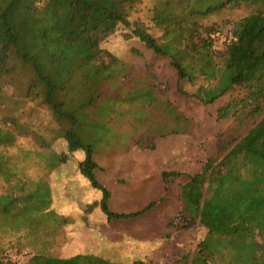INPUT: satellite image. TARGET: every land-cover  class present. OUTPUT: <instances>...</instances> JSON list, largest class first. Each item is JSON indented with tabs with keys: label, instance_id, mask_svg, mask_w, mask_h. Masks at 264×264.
<instances>
[{
	"label": "trees",
	"instance_id": "obj_1",
	"mask_svg": "<svg viewBox=\"0 0 264 264\" xmlns=\"http://www.w3.org/2000/svg\"><path fill=\"white\" fill-rule=\"evenodd\" d=\"M143 2L0 0V92L8 75L29 70L28 94L45 103L57 123L52 139H62L67 146V152L54 160L63 163L69 155H82L78 172L101 192L99 201L90 205L99 206L109 221L136 218L156 201L137 212L113 211L111 191L97 178L102 168L95 156L117 143L125 146L126 140L142 144L148 139L147 148L154 149L156 138L191 130V121L157 91L148 75L128 86L131 66L102 47L120 28L127 38L140 39L157 57L169 60L179 94L204 106L218 105L217 119L230 120L217 134L226 141L228 151L208 160L184 189L186 202L195 201L196 208L185 207L170 223L177 230L191 229L201 215L200 223L207 228L192 255H184L182 261L264 264V0H155L150 25L131 20ZM241 8L247 13L233 22L230 34L234 39L227 38L217 51L215 35L220 29L217 22L209 21ZM156 109L164 114L160 123L149 116ZM132 117L134 125H130ZM169 119L170 124L166 123ZM124 121L132 130L144 131L137 137L129 130L120 134L118 128ZM7 142H13V137L0 129V146ZM168 175L163 173L166 181ZM207 184L215 187V193L207 191L202 204L198 191ZM18 187L25 189L21 181ZM28 193L0 196V209L7 214L22 203L19 213L36 211L39 216L22 225L35 232L42 224H67V218L51 208L49 185L35 182ZM0 264L20 263L4 254ZM31 264L128 263L93 256L59 260L37 254ZM130 264L153 263L136 260Z\"/></svg>",
	"mask_w": 264,
	"mask_h": 264
},
{
	"label": "rangeland",
	"instance_id": "obj_2",
	"mask_svg": "<svg viewBox=\"0 0 264 264\" xmlns=\"http://www.w3.org/2000/svg\"><path fill=\"white\" fill-rule=\"evenodd\" d=\"M154 4L155 0H145L131 20L139 19L150 25ZM246 13L241 8L209 21L217 22L220 29L215 35L217 51L228 38L233 22ZM153 31L159 33L156 29ZM102 47L131 66L132 75L126 80L128 86H134L137 79L148 75L157 91L191 121L190 132L158 137L154 149L147 148L151 143L148 139L142 144L126 140L125 146L117 143L95 156L102 168L97 178L113 193L112 210L133 212L156 201L154 207L138 218L110 225L111 248L106 257L110 262L128 264L136 260L153 264H180L181 260V264H188L182 257L192 255L207 228L200 223L201 215L191 229L177 230L170 223L185 207L196 208L195 201L191 205L186 202L184 189L191 184V177L203 171L208 160L222 157L228 151L226 141L219 139L217 134L230 125V120L217 119L218 105L204 106L190 96L179 94L177 75L169 60L157 57L140 39L127 38L124 29L116 31ZM30 79L31 73L24 68L18 74L8 75L0 92V129L13 137V142L0 146V196H28L35 182L43 181L45 187L49 185L51 189V208L57 216L66 217L67 224L62 227L42 224L35 232L22 225L39 216L36 211H31V215V212L19 213L18 205L22 203L7 214L0 209V256L7 254L20 264H31L37 254L54 258L71 253L89 256L86 254L91 247L101 250L94 240L103 235L101 216L104 213L99 206L90 205L100 199L101 192L78 172L82 155H69L63 163L54 160V156L67 152V146L62 139H52L57 123L45 103L28 94ZM150 115L154 122L160 123L164 114L156 109ZM133 123L132 117L130 125ZM166 123L172 121L169 119ZM128 130L137 137L144 128L132 130L124 121L118 133ZM164 172L169 174L167 181ZM173 172L179 175H172ZM19 181L25 189L18 187ZM207 191L215 193V187L208 184L201 187L198 192L203 196L202 204ZM91 213L96 223L93 227L86 222ZM97 224H101L100 227ZM72 244L75 247L70 252Z\"/></svg>",
	"mask_w": 264,
	"mask_h": 264
},
{
	"label": "crops",
	"instance_id": "obj_3",
	"mask_svg": "<svg viewBox=\"0 0 264 264\" xmlns=\"http://www.w3.org/2000/svg\"><path fill=\"white\" fill-rule=\"evenodd\" d=\"M111 191V190H110ZM112 200H113V193L111 191V198H110V208H111V203H112ZM99 201V200H96V202ZM154 202V201H153ZM146 207V206H145ZM145 207H143L142 209H144ZM140 209V210H142ZM114 211V210H113ZM139 211V210H137ZM137 211H133V212H137ZM115 212H119V211H115ZM93 213V211H92ZM92 213L89 215L88 219L86 220L87 224L90 226V227H93L96 225L95 221L93 220L92 218ZM122 213V212H120ZM126 213H130V212H126ZM143 215V214H142ZM141 216V215H140ZM139 217V216H138ZM137 217V218H138ZM101 224H102V236H100L98 239L94 240L96 241L97 244H100V248L101 250L99 251H95L92 247V249L90 248V251L88 252V254L86 255H89V256H93V257H97V258H102V259H105V260H108L106 257L107 255L106 254H109V251H110V239H111V228H110V225L112 224H116V223H119L120 221H123V220H128V219H120V220H116V219H113L111 221L108 220L107 216L104 214L101 216ZM132 219H136V218H132ZM101 224H97V227H100ZM91 237L93 238V236L91 235ZM90 241L91 243V240L89 239L88 242ZM89 244V243H88ZM72 249H70V252H73L74 250V245L72 244ZM83 248V246H82ZM79 249V248H78ZM78 249L75 251L77 252ZM90 253V254H89ZM78 256L77 253L75 254H72L69 255V256H64V257H60L58 258L59 260L60 259H70V258H73V257H76Z\"/></svg>",
	"mask_w": 264,
	"mask_h": 264
},
{
	"label": "built area",
	"instance_id": "obj_4",
	"mask_svg": "<svg viewBox=\"0 0 264 264\" xmlns=\"http://www.w3.org/2000/svg\"><path fill=\"white\" fill-rule=\"evenodd\" d=\"M232 39H234L233 35H232V34H229V36H228V41H230V40H232Z\"/></svg>",
	"mask_w": 264,
	"mask_h": 264
}]
</instances>
